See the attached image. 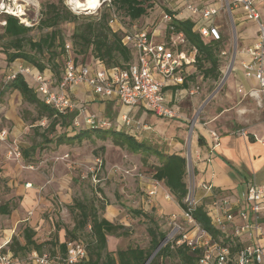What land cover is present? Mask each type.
<instances>
[{
  "label": "rangeland",
  "instance_id": "obj_1",
  "mask_svg": "<svg viewBox=\"0 0 264 264\" xmlns=\"http://www.w3.org/2000/svg\"><path fill=\"white\" fill-rule=\"evenodd\" d=\"M58 1L62 2L63 6L75 15L78 21L64 22L58 27L60 37L65 44V53L57 55L54 61L60 66L58 80L52 77L54 83L61 80L63 66L69 61H73L76 65L82 64V66L93 67L95 65L96 62L93 61L90 49L80 53L81 45L76 43L72 36L77 25L88 20H96L107 13L106 6L90 5L91 8L87 9V7L77 8V4L72 3V5L68 0H0V8L3 4L5 9L9 8L12 11L23 9L26 18L24 26L32 27L28 37L35 42L51 32L50 29L38 27L39 11L42 6L58 3ZM74 1L84 4V0ZM94 8L96 9L91 11ZM116 12L118 14L117 24L125 31L129 33H133V30L149 32L155 28L154 36L160 39V35L165 30V24H158L162 21L163 16L170 12V9L164 0H152L151 8L147 11L146 16L133 23L121 10H116ZM2 16L4 15H0V206L6 205L11 212L9 215H0V246L7 244L6 247L10 248L12 238H15L23 246L25 244L23 238L25 228H30L33 231V239L37 244H45L41 254L45 253L51 258L61 256L59 250H56L57 248H52L51 244L55 240L59 243L75 240L85 246L89 245L92 240L89 228L74 231V214L76 212L71 210V207L76 201H79L92 202L103 217L106 216L107 210H113V216L109 217L111 222L124 227V236H110L108 250L111 248L112 253L127 248H140L149 251L150 237L147 227L151 225L147 224L143 217L133 216L130 211H140L150 216L155 221L158 231L166 235L165 239L172 229L169 218L172 211H168L166 207L173 205L179 210L178 216H181L183 212L163 183L153 179L151 166L157 164V159L149 157L145 164L140 154L133 155L115 147L110 140L96 141L94 144L84 141L82 144L73 146L43 145L42 135L49 138L55 136V133H48L49 121L40 120L33 123L32 121L38 116L33 107L23 103L15 92L1 93L10 81L8 77L11 72L19 73L18 67L32 68L21 60L11 65L6 64V51L10 39L3 34ZM25 50L28 48L26 47ZM222 50H224V45H222ZM56 52L59 53L60 50H56ZM47 58L48 56L45 54L43 58L39 59L46 63ZM229 58L230 54L225 57L220 55L222 72L216 82L211 79L190 82L194 87L198 86L201 90L207 91L209 105H213L216 102V97L222 93L226 82ZM31 75L24 76L35 87L31 78L33 75ZM130 111L126 107L120 109V113L123 114H129ZM87 113L95 114L100 119L105 117L112 121L119 115L115 105H110L108 109L100 112L88 109ZM198 114H201V110ZM14 120L21 122V129L16 127ZM76 120L78 126L75 125V127H86L82 116L79 118L76 115ZM148 120L155 121L157 119L149 115ZM55 132L58 135L59 132H63V129H58ZM161 136L164 137V135ZM148 142L158 150L163 145L162 139L158 138L152 141L148 139ZM31 148H34V151H30ZM15 149L20 153L19 159L10 155V152ZM24 151L29 152L27 159L23 158ZM186 169L185 182L189 191L193 185V169L190 159H187ZM93 176H96V181H93ZM30 182H34L30 188L36 189V192L27 204L25 195L29 189H27L26 183ZM35 183L36 185H34ZM147 186L157 189V196L151 202L145 194ZM148 201L150 203L147 204ZM180 222L183 225L184 222L181 219ZM183 228L188 229L186 225H183ZM188 238L194 239V232H190ZM204 239L206 240L207 236ZM166 244L165 240L160 242V249ZM52 250H54L55 256L52 254ZM154 251L150 252V256ZM33 252V250L18 251L15 256L17 264L28 263V258ZM158 252L151 258L149 256L146 263L150 264L155 260ZM233 262L232 259V262L228 264H233ZM158 264H180V261L171 253L160 259Z\"/></svg>",
  "mask_w": 264,
  "mask_h": 264
},
{
  "label": "trees",
  "instance_id": "obj_2",
  "mask_svg": "<svg viewBox=\"0 0 264 264\" xmlns=\"http://www.w3.org/2000/svg\"><path fill=\"white\" fill-rule=\"evenodd\" d=\"M150 8L151 3L149 0H112L111 6L106 7L107 13L96 20H88L77 25L72 37L76 43H80L82 48L80 53H84L90 49L94 62L100 63L106 69L125 70L133 61L132 50L130 46L123 44L124 28L115 32L109 26V21L113 16L118 17L116 10H121L128 20L133 23L146 16ZM167 13L171 16V21L167 25V33H171L170 28H172L173 33L183 34L188 44L197 49L194 66L198 74L203 80L211 79L216 82L222 72L220 68L222 40L203 39L195 32L193 21H179L172 17L171 12ZM2 17V22L5 23L3 34L6 38L10 39L9 47L6 51V64L11 65L21 60L39 74L50 71L51 76L56 78L55 80H58L60 66L59 64H55L54 61L57 55L65 53V44L60 37L58 27L64 22H77V17L68 11L60 1L42 6L39 11L38 27L40 29H50L51 32L36 42L28 37L32 27H25L15 17L8 15ZM26 47L28 50H25ZM56 50H60V52L57 53ZM45 54H47L48 58L46 59V63H43L39 58H43ZM6 92H17L23 103L33 107L38 115L32 121L33 123L40 120L49 121L48 133H55V136L49 138L42 135V142L45 146L49 144L73 146L74 144H82L84 141L94 144L96 141L106 142L110 140L115 147L126 150L133 155L140 154L145 164L149 157L156 158L157 164L151 166L153 179L163 183L179 207L183 211L187 210V206L184 203L188 193L185 182L187 161L184 157L175 154H163L160 150L151 146L148 139L143 137L140 131L125 127L121 123L119 115L114 121L102 117L108 122V127L106 128L90 129L75 127L74 120L77 113L69 112L61 114L54 108L46 105L42 97L35 91V88L24 75L16 74L6 84L1 93L4 94ZM58 129H63V132H59L56 135L55 131ZM198 143L201 145V139L198 140ZM30 151H34V148H31ZM28 157L29 152L24 151L23 158L27 159ZM72 209L76 212L74 214V231L77 232L78 230L89 228L92 238L90 244L86 246L87 259L78 264H145L150 256V252L156 250L160 242L165 240L166 237L165 234L158 231L155 221L146 213L130 211L133 216L143 217L146 223L151 225L147 227L151 251L140 248H127L111 253L108 251L107 237L124 236V227L113 224L105 219L92 202L83 203L76 201L71 207ZM10 212L11 210L6 205L0 206V215H9ZM191 215L195 223L208 236L210 242L227 248L232 257L243 248L237 237H226L221 228H215L211 225V219L206 207L196 206L192 210ZM23 238L25 241L23 246L15 238H12L10 245L12 251L7 247L6 250L12 252L14 257L18 251L26 252L33 250L41 254L45 244H37L35 242L33 231L30 228L23 230ZM51 245L52 248H57V251L59 250L58 252L61 253V257L65 255V243H59L55 240ZM172 247L173 250H171ZM203 252L204 248L202 247L191 250L185 244L175 246L174 244L167 243L160 249L155 260L150 264H158L160 259L169 256L171 253L178 258L180 264H198ZM52 254L55 256L54 250H52Z\"/></svg>",
  "mask_w": 264,
  "mask_h": 264
},
{
  "label": "built area",
  "instance_id": "obj_3",
  "mask_svg": "<svg viewBox=\"0 0 264 264\" xmlns=\"http://www.w3.org/2000/svg\"><path fill=\"white\" fill-rule=\"evenodd\" d=\"M14 1V0H12ZM16 1V0H15ZM71 3V0H68ZM97 6H111L112 0H96ZM221 9L230 11L232 8H240L247 21L253 22L257 26V39L254 45L245 49L246 60L241 63V69L244 77L253 80L257 85L256 91H249L245 96L256 97L257 93L264 92V24L260 21L258 6H264V0H222ZM21 7V6H20ZM96 8L92 9L94 11ZM187 9L191 14H200L203 23L197 26L195 32L203 39H212L219 41L220 32L212 23L213 18L219 10L212 7L198 8L188 5ZM0 15H8L19 20L20 24L26 25V18L23 9L12 11L5 9L2 4ZM163 20L166 23L171 21V16L165 14ZM5 25V23L3 22ZM109 26L113 31L122 30L117 24V18L109 21ZM167 33L165 41L157 43L152 32L133 30V33L124 32L123 44L130 46L133 54V61L125 70L106 69L103 65L96 62L93 67L88 65H76L73 61L64 64L61 80L58 82L57 91L52 89V85L43 74H39L33 68L18 67V72H11L8 79L11 80L16 74L33 75L32 80L35 84V91L41 95L44 103L61 114L74 112L77 110L76 104L68 97L67 91L72 87L86 85L90 88L93 95L102 100H111L122 106L129 108V114H121L120 121L127 128H134L137 131L144 130L145 127L135 122L131 113L139 107H143L157 118L165 120H180V114L169 106V102L163 92L167 83L175 86H183L184 67L195 64L197 49L190 46L183 34ZM221 55H224L222 53ZM35 75H34V74ZM31 75V76H32ZM199 87L195 86L189 90H184L186 95L192 97L197 94ZM241 92V91H239ZM83 117V123L87 128H106L108 122L105 119L98 118L95 114H87L84 110H79ZM78 126L77 120L75 124ZM213 147L219 144L218 136L211 133ZM264 149V140L260 141ZM15 159H19L20 153L17 149L10 152ZM93 176V181H96ZM99 181V180H98ZM97 181V182H98ZM31 187V185H26ZM201 188L204 191H211V187L203 184ZM194 186L187 193L185 204L187 210L181 214L183 225L176 216L171 217L172 229L165 239L166 243L179 246L185 244L191 250L197 247L204 248V252L199 259L198 264H228L234 260L233 264H264V245H251L243 247L234 257L230 251L218 244L211 243L208 236L200 229L192 218L191 212L197 206ZM155 196L154 191L148 192V197ZM243 201L245 208L239 212V218L243 225L235 230V235H241L251 232L256 238L264 237V228L260 224V216L264 212V186H259L254 182L247 185ZM218 206L223 213V219L215 217L211 225L215 228H223L224 221L230 222L233 219L228 209L229 201L222 200ZM195 232L198 234L194 239H189L188 234ZM207 236L205 240L203 237ZM203 242L202 244L200 242ZM6 245L0 246V264H17L12 252L6 250ZM87 259L86 246L79 241H68L65 243V255L50 257L43 253L33 252L28 263L25 264H78Z\"/></svg>",
  "mask_w": 264,
  "mask_h": 264
},
{
  "label": "crops",
  "instance_id": "obj_4",
  "mask_svg": "<svg viewBox=\"0 0 264 264\" xmlns=\"http://www.w3.org/2000/svg\"><path fill=\"white\" fill-rule=\"evenodd\" d=\"M164 1L168 3L174 19L193 21L195 30L203 21L200 14H191L187 9L188 5L198 8L212 7L219 10L212 23L218 28L223 41L224 50L222 53L224 55L221 56L225 57L230 54L226 82L221 95L216 97V102L213 105L208 104L209 95L200 87L198 93L190 97L184 90L194 87L190 82H198L202 77L198 74L194 64L188 65L184 67L186 79L183 86L167 83L163 89L169 106L180 114V120L157 118L143 107L134 110L131 117L135 122L145 127L140 131L143 137L150 141L155 138L162 139L163 145L159 150L163 154L186 157V161L190 159L197 206L207 208L211 221L215 217L224 218L220 208L213 204H219L222 200L229 201L228 209L233 219L230 222L224 221V227L221 229L226 237L236 238L235 230L243 225V221L239 218V212L245 208L243 199L247 185L254 182L259 186H264V149L260 144V141L264 140V92L257 93L256 97L245 96V93L256 91L258 88L253 80L244 77L241 69V63L247 58L244 53L245 49L256 42L257 26L245 19L240 8H232L230 11L221 9L222 0ZM149 2L152 3V0ZM257 11L260 21L264 24V6H258ZM160 24H165V30L160 35V39L153 36L157 43L166 39L168 23L162 19L158 25ZM154 30L155 28L149 32L154 34ZM43 75L50 81L52 89L57 91L58 83H54L50 71H45ZM67 95L76 104L77 110L74 112L79 118H81L79 110H84L85 113L88 109L100 112L108 109L110 105H115L118 108L119 118L123 114L120 113L122 106L114 98L108 101L102 100L93 95L86 85L68 89ZM200 110L201 114H198ZM149 115L154 116L157 120H148ZM14 121L16 127L21 129V122ZM212 132L219 139V144L215 148L210 135ZM199 139H201V145L198 143ZM33 183H26V185H31L32 188ZM203 184L210 186L211 191H204L201 188ZM31 188L27 187L29 189L25 195L27 204L35 196L36 189ZM151 190L157 196V189L147 186L145 192L147 197ZM155 196L148 197L149 201H153ZM149 201L147 204L150 203ZM166 208L168 211H172L170 220L172 216H176L180 221L181 216H178L177 208L173 205H168ZM113 214V210H107L104 218L111 222L109 217H112ZM259 221L264 228V212ZM197 235L194 232V237ZM237 238L242 247L254 244L264 245V237L256 238L251 232ZM109 239L110 237H107V247H109ZM108 251L112 253L111 248Z\"/></svg>",
  "mask_w": 264,
  "mask_h": 264
},
{
  "label": "bare ground",
  "instance_id": "obj_5",
  "mask_svg": "<svg viewBox=\"0 0 264 264\" xmlns=\"http://www.w3.org/2000/svg\"><path fill=\"white\" fill-rule=\"evenodd\" d=\"M17 1V0H16ZM72 3H75V4H77V8H86L87 7V9H90L91 8V6L90 5H97V1L96 0H84V4H80L79 2H77V1H74V0H71V4ZM73 5V4H72ZM86 9V10H87ZM84 10V9H83Z\"/></svg>",
  "mask_w": 264,
  "mask_h": 264
},
{
  "label": "water",
  "instance_id": "obj_6",
  "mask_svg": "<svg viewBox=\"0 0 264 264\" xmlns=\"http://www.w3.org/2000/svg\"><path fill=\"white\" fill-rule=\"evenodd\" d=\"M159 249H160V246H158V248L154 251V253L150 256V258L152 257V256H154L158 251H159ZM147 264V263H146Z\"/></svg>",
  "mask_w": 264,
  "mask_h": 264
}]
</instances>
